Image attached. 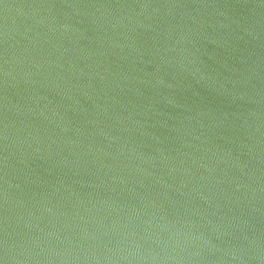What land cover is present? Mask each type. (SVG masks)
<instances>
[{
  "label": "water",
  "instance_id": "water-1",
  "mask_svg": "<svg viewBox=\"0 0 264 264\" xmlns=\"http://www.w3.org/2000/svg\"><path fill=\"white\" fill-rule=\"evenodd\" d=\"M0 264H264V0H0Z\"/></svg>",
  "mask_w": 264,
  "mask_h": 264
}]
</instances>
